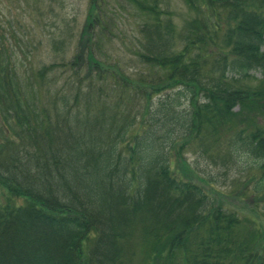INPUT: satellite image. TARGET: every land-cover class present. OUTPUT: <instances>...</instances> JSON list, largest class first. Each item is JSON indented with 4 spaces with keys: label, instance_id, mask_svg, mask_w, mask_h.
<instances>
[{
    "label": "trees",
    "instance_id": "trees-1",
    "mask_svg": "<svg viewBox=\"0 0 264 264\" xmlns=\"http://www.w3.org/2000/svg\"><path fill=\"white\" fill-rule=\"evenodd\" d=\"M118 1L90 0L68 59L60 29L62 62L19 73L0 35V264H264V225L173 166L196 152L264 197V0H182V26L171 0ZM125 14L128 76L95 61Z\"/></svg>",
    "mask_w": 264,
    "mask_h": 264
},
{
    "label": "rangeland",
    "instance_id": "rangeland-1",
    "mask_svg": "<svg viewBox=\"0 0 264 264\" xmlns=\"http://www.w3.org/2000/svg\"><path fill=\"white\" fill-rule=\"evenodd\" d=\"M89 2L90 0H0V35L1 38L12 43L15 58L19 60V73L62 62L65 51L57 54L53 49V43L56 41H52V38L54 36L59 38L60 29L69 28L68 24L74 27L76 35L72 33L75 37L71 40L65 58L72 56L74 48L80 42L78 39L82 29L84 30L88 21ZM110 5L119 9L123 4L118 0H110ZM168 11L179 26H182L186 19L194 16V12L182 0H171ZM118 22L124 35L109 41L106 59L97 56L95 61L101 63V68L104 70H108L109 67L115 69L120 67L119 71L123 73L122 75L128 76L132 74L133 68L138 66L136 61L131 63L134 58L133 53L127 48L128 39L136 34L137 19L127 17L125 14V18ZM114 32L116 34V31ZM106 43V39L100 42L102 45ZM90 68L93 77L96 76L97 79L98 75L94 72L93 66L90 65ZM254 74L260 78L259 73ZM173 166L184 179L207 189L219 204L264 225V197L256 196L252 192L256 173L237 174L231 170L219 172L222 168L220 164L207 157L200 158L192 151L179 158L178 165ZM208 178L215 180L212 186L207 184ZM2 192L0 186V202L3 201ZM144 251L139 248L140 253Z\"/></svg>",
    "mask_w": 264,
    "mask_h": 264
}]
</instances>
